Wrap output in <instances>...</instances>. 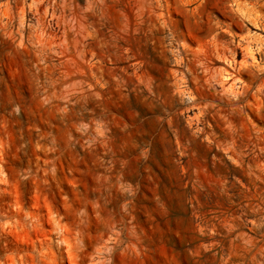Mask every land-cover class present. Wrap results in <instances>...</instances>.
I'll use <instances>...</instances> for the list:
<instances>
[{
  "label": "clouds",
  "instance_id": "1",
  "mask_svg": "<svg viewBox=\"0 0 264 264\" xmlns=\"http://www.w3.org/2000/svg\"><path fill=\"white\" fill-rule=\"evenodd\" d=\"M0 264H264V0H0Z\"/></svg>",
  "mask_w": 264,
  "mask_h": 264
}]
</instances>
